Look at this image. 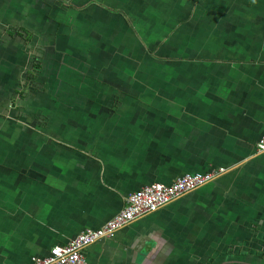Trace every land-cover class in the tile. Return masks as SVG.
<instances>
[{"label":"crops","instance_id":"crops-1","mask_svg":"<svg viewBox=\"0 0 264 264\" xmlns=\"http://www.w3.org/2000/svg\"><path fill=\"white\" fill-rule=\"evenodd\" d=\"M0 129V264L218 167L86 261L264 264V0H0Z\"/></svg>","mask_w":264,"mask_h":264},{"label":"built area","instance_id":"built-area-1","mask_svg":"<svg viewBox=\"0 0 264 264\" xmlns=\"http://www.w3.org/2000/svg\"><path fill=\"white\" fill-rule=\"evenodd\" d=\"M257 153L264 152V137L255 145ZM226 172L218 167L205 173L185 174L179 176L169 185L151 183L134 192L126 199L123 209L109 219L99 229H88L62 246L52 247L45 257L31 258V264H88L85 249L100 241L112 237L118 230L128 226L137 219L157 211L168 203L195 191L218 179Z\"/></svg>","mask_w":264,"mask_h":264},{"label":"trees","instance_id":"trees-1","mask_svg":"<svg viewBox=\"0 0 264 264\" xmlns=\"http://www.w3.org/2000/svg\"><path fill=\"white\" fill-rule=\"evenodd\" d=\"M11 106L12 107H11L10 110H11V113L13 114L14 118L19 119L20 118V113H21L20 109L17 108V106L15 105V102H13ZM6 129L3 128V130H6ZM2 132H3L2 129H0V133H2Z\"/></svg>","mask_w":264,"mask_h":264},{"label":"rangeland","instance_id":"rangeland-1","mask_svg":"<svg viewBox=\"0 0 264 264\" xmlns=\"http://www.w3.org/2000/svg\"><path fill=\"white\" fill-rule=\"evenodd\" d=\"M11 112V110H9ZM6 115H9L8 111L6 112ZM21 116V115H20Z\"/></svg>","mask_w":264,"mask_h":264}]
</instances>
